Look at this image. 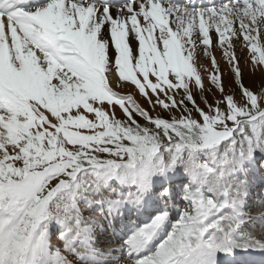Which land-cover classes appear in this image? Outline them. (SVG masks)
<instances>
[{"label": "snow or ice", "instance_id": "snow-or-ice-1", "mask_svg": "<svg viewBox=\"0 0 264 264\" xmlns=\"http://www.w3.org/2000/svg\"><path fill=\"white\" fill-rule=\"evenodd\" d=\"M257 149L264 0H0V264H215L264 250V231L235 241L249 181L232 174ZM178 167L183 207L99 247L106 217L142 207L154 181L169 199ZM113 179L133 190H100Z\"/></svg>", "mask_w": 264, "mask_h": 264}, {"label": "bare ground", "instance_id": "bare-ground-1", "mask_svg": "<svg viewBox=\"0 0 264 264\" xmlns=\"http://www.w3.org/2000/svg\"><path fill=\"white\" fill-rule=\"evenodd\" d=\"M198 1H202V0H190V2H191V4L190 5H196L197 6V4H196V2H198ZM207 0H203V5H205V2H206ZM209 1V0H208ZM170 2L171 3H174L175 1L174 0H170ZM210 2V1H209ZM47 2H45L44 4H46ZM43 5V4H42ZM213 5L215 6V5H217V0L216 1H213ZM192 7V6H191ZM254 161H256L255 159H253L252 160V163H254ZM257 162V161H256ZM262 163V162H261ZM264 163V162H263ZM244 168V167H243ZM182 173V172H181ZM181 173H177V171L175 172H170L169 174H168V176L170 177V180H172V177H176V176H179ZM233 175V174H232ZM235 175V174H234ZM234 177V176H233ZM189 178H190V176H189ZM236 178V177H235ZM161 179H163V178H157V180H161ZM113 180H115V179H113ZM119 182V181H118ZM103 187H104V185L100 188V190L102 189V191L104 192L105 190L103 189ZM252 193V192H251ZM184 195V194H183ZM250 196V191L249 190H247V197H249ZM182 199V198H181ZM261 199V202H258L257 204L256 203H254L253 202V199H252V202H248V201H246V199L243 201V203L245 204V205H243V203H242V207H241V212L243 213V215H244V225L241 227V229H243V227L245 226L246 227V225H251V229H252V233L254 234V235H257V234H259V233H261L262 231H264V218H261V217H259V216H257L256 214L257 213H259V212H264V208H262L263 206H264V198L262 197V198H260ZM249 203V205L248 206H246V204H248ZM128 205L129 204H126L125 206H123L122 208L123 209H126L127 207H128ZM261 208V209H260ZM175 212L176 211H174L173 210V214H175ZM176 214H178L177 212H176ZM175 214V215H176ZM150 220V219H149ZM145 223V222H144ZM141 225V224H140ZM139 225V226H140ZM132 226V225H131ZM121 233H120V235L121 236H123V235H125L126 233H127V227L126 226H122V227H120L119 229H118ZM241 231H239V233H240ZM239 233L237 234V236H235V241H236V243H246L247 242V239L246 238H242L241 239V237L239 236ZM252 233H251V235H252ZM113 239V237L112 236H108L107 237V239ZM164 238V236H161L160 238H159V240H157L156 241V243H159L160 242V240H162ZM246 239V240H245ZM244 241V242H243ZM123 242V239L121 238V237H119L116 241H114V243L113 242H111V244L109 245V247H111L112 245H119V243H122ZM109 247H107V248H109ZM244 252H249V254H248V256H251V255H254V254H258V255H264V250H261L260 248H258V247H255V246H250V247H248L247 248V250L245 251V250H243L242 248H240V247H234L233 249H232V251L231 252H229V253H223V252H221V253H217L216 254V256L218 257V256H222V257H227L229 254H232V255H234V256H238L239 258H243L242 256V254L244 253ZM117 255H121V258H123V256H122V254L121 253H117Z\"/></svg>", "mask_w": 264, "mask_h": 264}, {"label": "rangeland", "instance_id": "rangeland-1", "mask_svg": "<svg viewBox=\"0 0 264 264\" xmlns=\"http://www.w3.org/2000/svg\"><path fill=\"white\" fill-rule=\"evenodd\" d=\"M209 1H211V0H209ZM210 3V2H209ZM185 4H189V1H186L185 3H181V4H177V5H185ZM212 5H213V3H212ZM220 4H218V6H219ZM205 6V5H204ZM207 6H209V5H207ZM214 6V5H213ZM213 6H210V7H213ZM210 7H197L196 9H206V8H210ZM195 8V7H194ZM217 54V56H219V52H217L216 53ZM203 158V157H202ZM253 159H255L256 161H254V163H252V160ZM253 159H251V160H249V161H247V162H245L244 164H243V167H244V171L242 170V166H240V167H238V170H236L235 172H233V176L234 177H236L237 179H240V180H243V178L244 179H247L248 181H249V183L251 182L250 180H251V178H250V176L253 178V179H255L254 181H256V180H264V175H262V171L264 170V151H261V150H259V149H257L256 150V152H255V154H254V158ZM262 162V163H261ZM257 164H258V166H257ZM258 167H259V169H258ZM242 170V171H241ZM177 171V173H186V174H188L186 171H185V169L183 168V167H178L176 170H175V172ZM174 172V171H173ZM243 172V173H242ZM181 173V174H182ZM235 174V175H234ZM240 174H242L241 176H239ZM113 185V184H112ZM261 187V186H260ZM183 188H185V186L183 187ZM111 191H112V189H111ZM260 191V190H259ZM105 193V192H104ZM260 193L262 194V196H264V189L262 190L261 189V191H260ZM184 194V193H183ZM181 198H178V201H177V204H178V207H183V205H184V200H183V197H182V195H179ZM262 196H258L259 197V200H260V198H262ZM243 205H245L244 203H243ZM251 227V225L249 224V225H246V227L244 226L243 227V229H240V233H239V236L241 237V239L242 238H248V236L249 235H251V233H252V229L250 228ZM252 235H254L253 233H252ZM237 236V235H236ZM245 239V240H246ZM244 242V241H243Z\"/></svg>", "mask_w": 264, "mask_h": 264}]
</instances>
